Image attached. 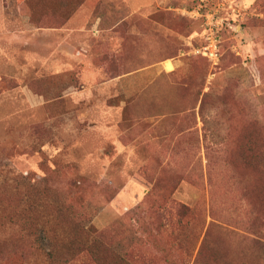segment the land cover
Returning <instances> with one entry per match:
<instances>
[{"label":"rangeland","instance_id":"374dc122","mask_svg":"<svg viewBox=\"0 0 264 264\" xmlns=\"http://www.w3.org/2000/svg\"><path fill=\"white\" fill-rule=\"evenodd\" d=\"M181 208L205 246L158 264H264V0H0L5 262L118 264Z\"/></svg>","mask_w":264,"mask_h":264},{"label":"trees","instance_id":"16d2710c","mask_svg":"<svg viewBox=\"0 0 264 264\" xmlns=\"http://www.w3.org/2000/svg\"><path fill=\"white\" fill-rule=\"evenodd\" d=\"M206 60V59H205ZM207 61V60H206ZM158 194L153 197L154 207L152 206V212L154 215H158L157 208L155 204L161 203L162 199L156 202ZM184 209L181 208L178 213L177 220H138L140 224H146L149 228L146 229L147 238L134 237L135 232L127 233L125 225H127L126 220H118L113 224L114 236V247H121V253L114 255L115 263L118 264H137L138 256H146L147 258H155L158 262H152V264L160 263V253L162 252L161 248L158 247V243L165 241L169 247L171 253L174 252H183L185 258L187 257V250L189 251V259L191 258L192 253L197 250V255H201L202 248L206 243V235L203 238L201 235V229L199 226L202 223V220H183L184 218ZM161 214V213H160ZM190 221H193V224L198 226V232L194 234L193 239L188 238L185 240V236L182 230V226L189 224ZM108 228L107 232L110 234ZM149 237V238H148ZM19 242V241H18ZM192 243L190 246L189 244ZM150 246V247H149ZM5 242L0 240V264H7L5 262ZM18 252V248H15ZM136 254L137 256H134ZM150 264V263H148ZM162 264V263H161ZM164 264V263H163ZM180 264H189L187 260L180 261Z\"/></svg>","mask_w":264,"mask_h":264},{"label":"built area","instance_id":"2783aa9c","mask_svg":"<svg viewBox=\"0 0 264 264\" xmlns=\"http://www.w3.org/2000/svg\"><path fill=\"white\" fill-rule=\"evenodd\" d=\"M213 26V25H212ZM213 67H216L219 63V40L218 36L212 29L209 31V35L205 39V45L202 47L201 53Z\"/></svg>","mask_w":264,"mask_h":264},{"label":"bare ground","instance_id":"6f19581e","mask_svg":"<svg viewBox=\"0 0 264 264\" xmlns=\"http://www.w3.org/2000/svg\"><path fill=\"white\" fill-rule=\"evenodd\" d=\"M165 69H166L167 71H171V70L173 69L172 64H171L170 62H167V63L165 64Z\"/></svg>","mask_w":264,"mask_h":264},{"label":"crops","instance_id":"0c3cea01","mask_svg":"<svg viewBox=\"0 0 264 264\" xmlns=\"http://www.w3.org/2000/svg\"><path fill=\"white\" fill-rule=\"evenodd\" d=\"M167 62H169V61H166L165 63H164V69H165V64L167 63ZM173 70V69H172ZM171 70V71H172ZM165 71H167L166 69H165ZM171 71H167V72H171Z\"/></svg>","mask_w":264,"mask_h":264}]
</instances>
